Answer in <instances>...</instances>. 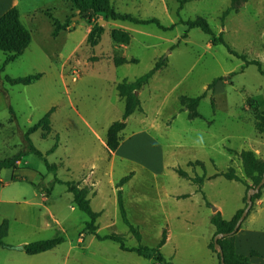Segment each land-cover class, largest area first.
<instances>
[{"label": "rangeland", "instance_id": "rangeland-1", "mask_svg": "<svg viewBox=\"0 0 264 264\" xmlns=\"http://www.w3.org/2000/svg\"><path fill=\"white\" fill-rule=\"evenodd\" d=\"M113 2L116 10L143 18L156 17L161 24L172 27L163 29L155 23H112L103 19V32L95 44H90L79 25L61 29L52 36V21L42 12L49 9L53 16L63 21L71 9L70 13L90 24L97 17H83L68 0H20L21 22L30 33V42L20 55L5 65V54L0 50L1 87L6 92L0 87V157L15 154L21 135L54 108L50 124L45 126L49 130L44 132L39 128L30 134V138L43 153L58 139L57 148L45 155L49 163L58 164L56 170L48 169L43 158L28 153L22 156L20 167L29 166L35 173L22 174L24 181L12 184L34 193L47 189L48 201L41 203L40 207L50 227L26 231L27 234L37 239L63 235L73 240L68 253L69 244L63 241L51 255L53 263L43 260L42 264H145L153 261V258L135 251L122 250L118 243L109 239L94 238L89 244L90 235L82 232L88 215L78 208L70 212L71 193L65 184L55 182L56 178L79 180L81 174L88 173L90 165L96 163L97 169L100 167L101 185L98 196L91 197L90 202L94 210H101L97 219L98 232L119 233L124 236L127 246H155L162 230L166 228L168 234V228H171L170 240L161 251L168 255L173 246L180 243L176 260L185 261L194 255V251H200L201 243L211 234L212 224L207 215L213 208L203 204L204 195L215 207H220L224 218L229 219L243 206L245 187L241 182L222 175L205 179L200 197L171 203L172 211L185 210V220L182 222L181 216L180 221L173 216L172 224L167 227L160 188L162 177L169 181L171 188L181 191L193 186L168 164L179 166L190 175H200L202 169L199 165H191V161L185 165L187 160L199 159L204 161L208 175L225 171L230 165L237 174L244 175L239 150L253 148L264 156V126L263 132L255 127V115L259 116L264 110V77L257 65L246 64L241 57L230 53L223 43L213 42L211 35L199 27H192L184 34L187 26L181 21L203 17L215 35L222 31L224 40L233 50L249 59H260L264 68V0H236V9L230 10L223 20L222 12L231 0H186L182 7L177 0ZM34 5L36 16L27 18L25 12L31 11ZM115 56L138 60L115 65ZM160 57L166 59V66L151 77L141 93L149 114L147 120L139 124L135 112L121 132L125 138L132 131L146 126L161 145L164 155L160 163L157 155L154 158L159 151L146 143L144 147L153 151L154 156L148 160L144 154L137 155L139 160L154 161L149 164L152 172L148 170L147 173L153 181H143L154 190L140 198L128 195L134 205L133 212L128 211V215L140 232L138 240L121 219L113 187L121 176L137 169L139 163L131 160L123 161V165L115 163L111 175L107 152L91 127L104 138L107 127L120 119L124 110L116 83L140 76ZM35 72H41L42 77L29 84H11L3 78L5 75L16 77ZM215 78L218 79L212 89L195 109L198 115L185 109L179 97L201 94ZM152 119L157 125L155 129L148 125ZM260 142L263 146H259ZM12 169L3 168L0 172L7 177ZM31 177L33 183L28 180ZM111 177L115 181L113 184ZM10 191L11 188L6 189V192ZM60 226H64L65 231ZM79 234L84 237V242H77ZM234 238L237 251L248 256L249 264H264V186L261 201L256 199L253 202ZM5 240L14 244L20 237L10 232Z\"/></svg>", "mask_w": 264, "mask_h": 264}, {"label": "trees", "instance_id": "trees-1", "mask_svg": "<svg viewBox=\"0 0 264 264\" xmlns=\"http://www.w3.org/2000/svg\"><path fill=\"white\" fill-rule=\"evenodd\" d=\"M68 1L71 2L72 6L83 17L90 19L91 17L94 16L98 18L92 24L85 38L86 42L90 44H95L97 39L99 38V35L104 30V26L99 23L100 19L111 20V21H127L133 24L155 23L157 26L163 29L172 27V25L166 27L165 25L161 24L159 19L156 17L141 18L131 13L120 12L118 10H115V8L111 3V0H68ZM177 1L179 2V7H182V4L186 0H177ZM235 3L236 0H231L230 5L225 10H223L221 15L222 20L229 13L230 10L236 9ZM71 17L72 15H69L63 21H60L55 16L50 15V19L53 24L51 35L56 36L61 29L67 28L68 25H70L71 23L70 22ZM181 21L187 26L184 34H186V31H188V29L192 27H199L204 32L211 35L213 42L223 43L227 47L230 53L238 57H241L246 64L249 63L256 64L259 72L264 77V68L260 59L257 58L249 59L246 57V55L240 54L237 51L233 50L229 46V44L224 40L222 36V31H220L218 35H215L213 29L210 27L208 22L203 17L198 16L194 19L181 20ZM29 42H30V33L24 27V25L20 20V12L18 8L12 7L7 11H5L0 16V50L3 51L5 54L4 65L13 61L18 55H20L28 46ZM137 60H138L137 58L128 59L124 56H115L113 58V63L115 65H120L126 62H132V61L136 62ZM166 63H167L166 59L160 57V59L155 61L153 67L150 68L145 73L141 74L140 76H137L133 80H128L125 78L116 84L117 92L119 96L124 100V110L121 118L112 121L110 125L107 127L105 134V143L109 150L114 151L119 146L122 140L121 132L126 127L127 117L130 114H132L134 111L141 110L142 108L141 100L138 95V90L143 85L147 84L151 79V77L153 76V74L158 69L165 66ZM1 70L2 68H0V71ZM41 75H42L41 72H35V73L16 76V77L5 75L3 78L8 82H10L11 84L14 83L29 84L39 79ZM217 79L218 78L213 79L208 84L207 88L199 95L196 96L181 95L179 99L181 104L184 106V108L190 110L193 115H198L197 112H195V109L199 105L200 100L208 94L209 90L212 89ZM1 85H2V79L0 77V87ZM3 92L6 94L4 89ZM53 109H54L53 107L50 108L37 122L32 124L21 135L22 148L18 152H16L11 156L0 158V170L3 168H15L17 166V162L21 160L22 156L28 153H33L36 156L43 158L48 169L56 170L57 164L49 163L46 160L45 155L55 150V148L58 145L57 140L48 151L43 153L41 150H39L33 145L32 140L30 138V134L39 128H41L44 132H47V130H49V128H45V126L50 124V120H51L50 115ZM255 117L257 119L255 123V127L257 130L261 132L263 131V126H264L263 125L264 110L261 111V114L259 116L255 115ZM239 156L242 161L244 177L239 176L235 172L232 166H230L225 171L215 172L213 176L222 175L227 179L230 180L234 179L243 182L246 186V191H248L250 188H252V184H254L255 186L261 180L264 174V157L257 156L255 152L251 149L240 150ZM190 164L199 165L202 169V174L199 175L198 173H195L194 175H190L188 171H186L181 167H176L175 171L178 173L179 176L189 179L191 182L197 184L198 189L201 190V186L204 180L208 177L206 174L205 164L197 160L191 161ZM132 175L133 172L130 171L129 173L120 177L115 183L117 206L122 221L128 226L129 230L134 234V236L138 240H140V232L129 218L128 212L125 207L124 195H123V186L131 179ZM56 180L66 185L67 190L72 195V202L77 206L78 209L82 210L88 215V218L84 222V226L82 228V232L84 234L94 235L98 240H106V239L112 240L118 243L119 247L122 250L135 251L139 255H143L147 258H153L154 260H157L163 264H167V263L176 264L168 261L160 251L161 246L164 244L166 239V235H167L166 228L162 230L161 238L155 246H148L142 244H138L136 246H127L125 244L124 236L119 233L111 232V233L101 234L98 232L97 219L100 216V212L95 211L92 208L90 203V198L88 195L89 191L86 187L79 188L75 182L70 180H61L59 178H56ZM248 180H250V183H248ZM246 193L245 196L243 197V203H244L243 207L237 209L236 212L233 214V216L229 219L224 218L221 212L211 202L206 200V197L204 195L206 205L208 207L213 208V213L211 214L210 222L215 227L214 235L209 241L208 247L211 249V251L217 254L219 264H221V258L223 259L224 264H249L248 256L237 253L235 251V246H234V234L238 231L241 225L237 229H235V226L239 216L242 213L244 206L247 203ZM260 196H261V189L252 195L253 202L256 199L260 198ZM7 229H8V223L6 220H3V222L0 225V246L5 248L21 249L25 251V253L27 254H36L39 252L49 250L55 247L56 245L60 244L64 240V237L59 235L50 238L33 240L23 245L17 246L6 243L4 241V237L7 234ZM217 234H219V236L218 238L215 239V235ZM217 245L220 247V251L218 250Z\"/></svg>", "mask_w": 264, "mask_h": 264}, {"label": "crops", "instance_id": "crops-1", "mask_svg": "<svg viewBox=\"0 0 264 264\" xmlns=\"http://www.w3.org/2000/svg\"><path fill=\"white\" fill-rule=\"evenodd\" d=\"M111 3H112V5L114 4L113 0H111ZM19 4H20V0H0V16L5 11H7L8 9H10L12 7H16V8H18V10L20 12V20L22 21V18H21L22 12L19 8ZM36 9H37L36 5L32 6L31 11L25 12V15H27L26 17L27 18L29 17L30 19H32V16L35 17L36 16L35 15ZM70 11H72V10L70 9ZM70 11H69V14H67V16L72 15V17H74L75 20L73 19V21H71L70 25L67 28L75 27V26L79 25L84 30L83 35L85 37L87 35L88 31L90 30L92 24H90L89 22H87L84 19L79 18L77 16V14L73 15L72 13H70ZM120 12H123V11H120ZM42 13H46L49 16V18H50V15H53L49 9H46V12H42ZM127 13H130V12H127ZM133 15H135V14H133ZM135 16H137V15H135ZM137 17H140V16H137ZM141 18H143V17H141ZM83 22H85V24ZM112 23H115V22L112 21ZM165 66H163V67H165ZM162 68H160V69H162ZM160 69H158L157 71H159ZM41 77H42V75H41ZM145 86H146V84H145ZM143 88H144V85L138 90V95H139V98L141 100L142 108H141V110L134 111L132 114H130L127 117L126 125H127V120L133 114H135V112L138 113L136 119L139 121V124L144 123L149 116V114L145 108V105L141 99V93H142ZM251 100H253V99L251 98ZM148 125H149V127H152L154 129L157 126L154 119H152L150 122H148ZM91 129H92L94 135L96 136V138L100 141V144L102 145V147L105 149V152H107V156L109 158V168H110L111 175L113 173L115 163L123 165V161H125V160L136 161L139 163V167L137 169L130 170L133 172V176L123 186V195H124L125 207H126L127 212L130 211L132 213L133 211H131V209L134 208V205H133V202L128 199V195H130V197H133V198H137V197L140 198V197H143V195L145 193H148V192L154 190L153 187L143 183V181H145V182H148V181L152 182L153 181L152 177H150L147 173H148V170H149V172H152L150 170L149 164H154V161L151 162V161L145 160V159L150 160L152 158V156H154V152L151 150L149 151V149L144 147L143 144L146 143V145L148 147L153 146L154 149L159 151L158 153H155L154 158L157 155V159L159 160L160 163L163 162V156H164L163 152L161 150L162 149L161 145L156 141L155 138H153V136L151 135V133L149 132V130L146 126H141V128H138V129L132 131L128 136H126L125 138H122L117 149L114 151H111L106 146L105 134H104V138H101V136L98 134V132H96V130L93 127H91ZM261 132H263V131H261ZM56 137H58V136L56 135ZM57 142H58V139H57ZM261 144H263V143L260 142L259 146ZM21 148H22V139L20 140V143L18 144L16 152H18ZM246 149H251L255 152V154L257 156L264 157L261 154L259 155L258 151H256L253 148H246ZM1 152H2V150H0V153ZM143 154H144V156H146V158L144 157L145 161L139 160L137 158V155H143ZM4 157H8V155L2 156L0 158H4ZM116 158H118V160ZM232 158H233V156H231V159H230L231 164L233 163ZM196 160L204 163L203 160H199V159H196ZM196 160H187L185 165L189 161H196ZM104 161H105V153H104ZM21 164H22L21 160L18 161L17 166L12 169V171L9 173V175L7 177H5L3 175L4 173H2V171L0 172L2 174L0 177V182H1L0 183V225L3 222V220H6L8 223V229H7L6 236H8L10 232H14L15 235L20 237V240L17 243L13 244V245H17V246L23 245V244L30 242V241H33V240H38L37 238H34V236L27 234L26 231L32 232V231H36L37 229H47L50 227V223L45 217H43V210L40 207L41 203H43V202L45 203L46 201H48V195H47V192L45 191L47 189H44V191L39 192V193H34L33 191H31L30 189H27L26 187H23L21 189V187L18 185H12V184H18V183H21L24 181L23 180L24 176H22V174L23 175L24 174L32 175L35 173V170L30 168L29 166L20 167ZM57 166H58V164H57ZM168 166H171L173 169H175V167H176V165H172V164H168ZM230 166H232V165H230ZM230 166H228V168ZM97 167L98 166L96 165V163L93 162L90 165V170L88 173H86V174L82 173L79 180H74V179L70 180V181L75 182L79 188L86 187L88 189V191H89L88 195H89L90 201H91V197H97L98 196V193L100 190L101 180H100L99 175H98L100 167H99V169H97ZM177 167H179V166H177ZM164 169H165V164L163 165L162 173H163ZM140 174H141V176H140ZM213 174H209V175L207 174L208 177L206 179H208V178L211 179L212 177H216V176H213ZM16 175L19 177H22V179L21 180L17 179ZM238 175L241 177H244V175H241L239 173H238ZM217 176H219V175H217ZM182 178H184V177H182ZM28 180L31 181V183H33L32 177L28 178ZM61 180H69V179H61ZM56 181L59 182L58 180L55 179V182ZM186 181L190 182V184L194 186L193 182H191L189 179ZM110 182H111V184H113L115 182V181H113L112 177L110 178ZM204 183L205 182H203V184ZM241 183L244 185L245 193H246L247 192L246 186L243 182H241ZM248 183H250V180H248ZM203 184H202V186H203ZM193 186H190V190L181 191V190H178L177 188H171L169 181H167L165 177H162V179L160 181V188L162 190V194H163L162 199H163V202H164V205L166 208L167 227L170 224H172L173 216H176L179 221H180V216L182 217V219H181L182 222H183V220H185V210L184 211H172L171 210V203L172 202H175V201L179 202L181 200H191L193 197H196V196L200 197V195H201L200 193L202 191V186H201V190L198 189L197 185H195L194 187ZM7 188H11L10 193L6 192ZM48 190H50V189H48ZM113 193L115 195L116 204H117L115 183H114V187H113ZM202 197H203V194H202ZM178 199H180V200H178ZM130 201H131V203L129 204ZM242 201H243V198H242ZM257 201H259V202L261 201V196H260V198L257 199ZM203 204H206L205 201ZM243 205H244V203H243ZM76 208H77V206L72 202V195H71L70 212H74ZM216 208L221 212L219 206ZM95 211H99L100 215H101V210H95ZM47 212L50 213L49 210ZM212 213H213V209L207 215L209 222H210V217H211ZM221 214H222V212H221ZM222 216H223V214H222ZM54 217L55 216L53 214V218ZM182 226L184 227L185 225L183 224ZM60 228L63 231H65L64 226H60ZM168 231L169 232L166 235L165 242L161 246L162 249H164V247L168 244V242L170 240L171 228H168ZM214 232H215V227L212 224L211 234H209V236L205 239L203 244L201 243L200 251H194V255L189 257L185 261H183V260L177 261L176 260V253H177L178 249H180V247H181L180 243H177L176 245H174L170 254H168V255H166L164 252H162L161 249H160V251L162 252L164 257L168 261H170L172 263H176V264H219L217 254L215 252L211 251V249L208 247V243L211 240V238L213 237ZM83 235H84V233H83ZM55 236H59V235H55ZM61 236H63V235H61ZM5 237H4V241L6 243H9L7 240H5ZM94 238H96L94 235H90L89 244L94 240ZM63 241H66L67 244H69V247L67 249V253H68V251L73 247V240L66 236V238L64 237ZM77 242H84V237H82L81 234L78 235ZM57 246L58 245H56L55 247H53L49 250L39 252L36 254H27V253H25V251H23L21 249L5 248V247L0 246V264H42L43 260H50L51 263H53V257H51V255L55 254L54 252H55ZM234 246H235V251L239 254H242L241 252H238L236 249L235 238H234ZM66 256H67V254H66ZM167 264H169V263H167Z\"/></svg>", "mask_w": 264, "mask_h": 264}, {"label": "water", "instance_id": "water-1", "mask_svg": "<svg viewBox=\"0 0 264 264\" xmlns=\"http://www.w3.org/2000/svg\"><path fill=\"white\" fill-rule=\"evenodd\" d=\"M103 21H104V20L101 19V20L99 21V23L102 24ZM263 185H264V174H263L261 180H260V181H259L254 187L250 188V189L247 191V193H246V201H247V203H246V205L244 206V208H243V210H242V213H241V215L239 216V218H238V220H237V223H236L235 229H237V228L241 225L242 221H243V220L245 219V217L248 215V213H249V211H250V208H251V206L253 205L252 195H253L254 193L258 192V191L261 189V187H262ZM218 236H219V234L215 235V239L218 238ZM217 248H218V250L220 251V247H219L218 245H217ZM221 264H224L222 258H221Z\"/></svg>", "mask_w": 264, "mask_h": 264}, {"label": "built area", "instance_id": "built-area-1", "mask_svg": "<svg viewBox=\"0 0 264 264\" xmlns=\"http://www.w3.org/2000/svg\"><path fill=\"white\" fill-rule=\"evenodd\" d=\"M76 79V75L75 76H73V80H75ZM263 144H261L260 146H262ZM153 261L151 262V263H145V264H163V263H161V262H159V261H157V260H154V259H152Z\"/></svg>", "mask_w": 264, "mask_h": 264}]
</instances>
